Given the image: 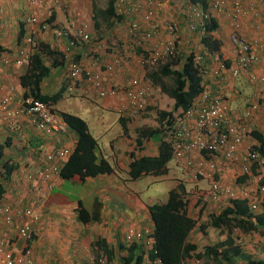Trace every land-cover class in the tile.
<instances>
[{"label":"crops","instance_id":"0c3cea01","mask_svg":"<svg viewBox=\"0 0 264 264\" xmlns=\"http://www.w3.org/2000/svg\"><path fill=\"white\" fill-rule=\"evenodd\" d=\"M60 2L66 10L61 11V8L57 9L47 4L41 9L42 16L49 13L58 24L69 27L72 31L81 22H88L89 18L92 19V0H60ZM96 5H98L97 0ZM171 9L180 21V37L189 40L188 43L182 45L184 54L190 51H193L194 55L204 54V52L198 53L205 49V45L200 41V35L189 29L187 20L184 19V13H181L182 10L177 12L173 4ZM34 12L36 9L31 8L24 0H0V98L9 97L8 103L0 110V150L3 154L0 159V183L4 188V193L0 197V237L7 242V246L13 255L28 250L33 257L34 264H88L89 259L100 253L110 259L112 264H125L123 258L127 255V249L123 243L124 233L128 228H152L153 222L149 213V206L155 203V199H151L149 196L144 198L140 189H133L127 184L146 176L141 175L137 179H131L128 173L129 163L133 158L156 155L158 138H146L142 141L141 146L137 147L136 129L145 125V120L141 118L140 122L139 120L131 122L120 115L116 107L120 102L124 103L123 99L99 97L94 89L86 92L84 79L74 82L68 78V61L63 60L56 67H51L49 74L40 81V93L52 95L64 87V92L66 89L74 90L76 95L86 96L92 102L99 101L100 108L95 107V109H98L100 113L111 112L116 114V122L113 124L119 123L121 131L107 145L105 142H100L101 135H95L91 131L88 121L85 120L90 133L97 141L95 148L97 158L106 159L114 170L111 173H100L95 176H87L84 179H80L79 176L65 179L60 176L59 172V174H54L48 183L44 184L27 179L28 174H32L42 167L45 163V155L52 150L67 148L71 154L78 138L77 132L66 123L61 131L46 133L38 130L31 122L30 115L22 109L24 107L23 100L26 98L25 94L29 89L23 86L21 76L27 71L28 65L26 63L16 64L15 60L19 57L18 47L22 45L23 40L22 37L19 38L21 22L25 35L28 30L25 17ZM258 12L259 19L264 18V9H258ZM161 15V18L165 19L168 16V11H163ZM213 20L216 22L217 28L211 33L214 38L220 41V48L216 51L220 54L218 59H224L229 68L226 80H221L214 73L218 67V62L214 60L216 54L204 55L203 63L207 66L208 73L202 76L203 90H208L214 94L233 92L228 100L229 106L234 107L232 112L241 111L253 100L263 102L261 104L263 106L258 111L256 110L255 115L249 120V125L250 128L257 129L264 136V83L262 84L258 79L252 80L250 78V75H255L258 78L264 76V59L261 58L254 64L250 69L251 74L248 71H240L237 76H231L229 69L234 65L236 56V49L228 41V36L233 30L232 23L228 17L223 15H214L209 23ZM110 25L113 29L114 21H110ZM250 32L252 30L249 29V25L241 31L245 34H251ZM119 36L126 41L127 38L124 33L120 32ZM34 37L36 41L46 42L50 48L61 52L68 45L67 40L58 38L53 30L43 32L39 29ZM159 37L157 40H164L166 35L162 34ZM100 55L105 58L104 51H100ZM206 56L208 58H205ZM3 57H8L9 63H4ZM77 57L80 55L78 54ZM44 60L47 65H50L51 59L44 56ZM83 63L89 64L90 62L85 58ZM128 67L126 72L125 68L119 70L117 81L121 80L120 76L124 72L133 78L142 74L139 65L133 63ZM94 70H98L97 67ZM102 75L105 74L102 73ZM27 97L32 96L28 95ZM13 111H17L18 130L8 127L10 121L8 113ZM148 112L145 114L146 116L149 115ZM103 118L100 117V122ZM110 127L111 125L106 129ZM103 134H105V129ZM69 156L64 160L56 161L60 169ZM3 160H10L15 165L8 179H3L5 177L2 174L4 170ZM180 167L183 178L178 176L176 177L178 180L184 179V177L192 178L187 169ZM168 172L156 177L164 178L163 176H166ZM235 172H237V168L231 166L230 170L224 173V176H227V180H229V186L232 185L229 177ZM242 180L241 178L238 179V181ZM224 182L226 181L224 180ZM73 188H75L74 195ZM197 188H207V186ZM71 195L74 196L73 199L69 198ZM209 199L206 208L203 210L204 214L208 208L211 211V208L214 209L225 201V198L222 202H209ZM95 200L100 203L98 220L81 221L77 209L81 206L91 212ZM195 204V199L190 200L188 204V212L194 217L196 216L193 212H197L202 206L201 202H198L199 205ZM5 205L12 209L24 207L33 209L37 215V220L31 224L32 235L29 239H23L19 236L20 224L16 218L10 224L4 222L2 210ZM204 214L201 215L199 221L204 219ZM198 230V227L193 230L191 239L201 248L208 242L203 238L208 233L203 234ZM256 232L253 231V236L257 234ZM96 241H104V245H94L93 243ZM105 244L110 251V256L109 253L105 252ZM262 252L260 258H264V249Z\"/></svg>","mask_w":264,"mask_h":264},{"label":"built area","instance_id":"2783aa9c","mask_svg":"<svg viewBox=\"0 0 264 264\" xmlns=\"http://www.w3.org/2000/svg\"><path fill=\"white\" fill-rule=\"evenodd\" d=\"M24 1L38 9L47 3L60 5V0ZM172 4L177 12L182 10L189 29L200 35V41L207 34L206 25L214 15H223L230 19L233 30L228 36V41L236 49L235 63L229 69L231 76H237L240 71H248L251 74L250 69L254 64L261 58L264 59V18L259 19L258 12V9H264V0H207L206 5L190 0H114V14L122 17L114 23L111 34H115L116 38L111 44L105 37L94 39L91 30L93 25L88 22H82L74 33L49 23H44L41 30H53L58 38H67L68 45L63 48L62 53L63 60L68 61V78L71 81L84 79L86 92L94 89L99 97L123 99L124 103H119L117 111L129 121L135 122L146 114L149 106L154 105L158 96L157 89L145 74L170 59L187 55L184 54L182 45L189 40L180 37V21L176 13H172ZM165 10L168 11V16L162 19L161 14ZM36 21L38 22V18L34 14L27 17L30 24ZM247 25L252 30L251 34L241 33ZM35 31L36 28L31 27L24 36L22 45L18 47L19 57L15 60L17 64L28 62L29 49L35 45L31 36ZM120 32L126 35V41L120 38ZM162 34L166 35L165 39L157 40ZM204 48L198 52L204 54L193 56V64L199 68L202 75L208 73L203 57L209 55V52ZM100 51H104L105 58L101 57ZM78 54L80 57H77ZM85 58L89 64L83 63ZM214 60L218 62L214 73L221 80H226L229 67L224 59L215 57ZM3 61L7 62L6 59ZM133 63L141 69L145 68L136 78L125 74L128 66ZM95 67L98 70H94ZM124 68L121 80L117 81L119 70ZM250 78L264 83V76L258 78L250 75ZM232 95L233 92L214 94L202 90L187 110L179 109L174 112L172 130L164 135L166 131L162 129V134L164 133V140L172 146L174 163L188 169L193 179L208 182L211 200L219 201L227 196L247 199V205L254 213L251 221L256 222L254 215L263 210L264 136L263 141H260L252 135L253 129L250 128L249 120L256 110L263 106V102L253 100L242 114H236L231 111L228 103ZM8 101L9 97L0 98V110ZM23 106L22 109L30 115L31 122L38 130L52 133L64 129L65 122L62 117L52 112L45 102L27 97L23 100ZM16 113L17 111L8 113L9 129H19ZM158 126L160 128V124ZM69 154L67 148L52 150L45 155L42 167L28 174L27 179L36 180L41 184L48 183L54 174L60 172L56 161L66 159ZM231 166L237 168L233 175L243 177L237 192L223 184L222 177ZM2 213L6 224L12 223L14 218L19 221L18 234L21 238L31 237V224L37 220V215L31 207L12 209L5 205ZM152 231L149 227L129 228L125 232L124 243L127 246L133 242L143 245L144 264H162L159 257L151 255V252L153 255L156 253L149 239ZM236 232L242 236L238 230ZM254 238L260 248L264 247V236L255 235ZM95 259L99 264H112L102 253L97 258L89 259L88 264H95ZM0 263L34 264V260L28 250L13 255L7 242L0 237ZM186 264L203 263L199 258L191 257Z\"/></svg>","mask_w":264,"mask_h":264},{"label":"trees","instance_id":"16d2710c","mask_svg":"<svg viewBox=\"0 0 264 264\" xmlns=\"http://www.w3.org/2000/svg\"><path fill=\"white\" fill-rule=\"evenodd\" d=\"M190 1L202 5H206L207 2V0ZM92 2V20L96 27H99L100 20L103 18H109V21H114V23L121 19L122 16L114 14V0H106V6L102 9L97 7L96 0H92ZM20 27L19 38L23 36L22 22ZM216 28L217 25L214 20L207 24V34L202 38V42L209 54H216L215 57L220 58V54L216 52L220 48V41L214 38L211 33ZM60 54L59 51L51 49L49 44L38 43L37 48L29 58L27 71L21 76L23 86L29 89L25 97L29 95L45 102L52 112L61 115L65 123L78 134L74 150L60 169L62 178L70 179L79 176L80 179H84L87 176H95L100 173H111L114 169L108 161L104 158L98 159L95 154L97 141L90 133L85 119L69 112L54 111L55 108H52L63 97L65 88L62 87L52 95L40 93V81L49 74L51 67H56L59 64L58 57ZM44 56L52 60L50 65L45 63ZM193 56L194 52L191 51L186 57L170 59L145 74V77L157 89V94L160 96L165 94L172 98L173 104L170 109L157 108L156 121L158 125L160 124V128L158 125L155 127L143 125L136 129L137 147H140L146 138H158V152L152 156L144 155L140 158H133L129 163L128 171L131 179H137L141 175H164L168 172L167 164L173 159V149L171 144L164 140V135L172 130L174 112L179 108L187 110L204 87L202 84L203 75L199 68L194 66ZM148 109H151V106ZM162 129L166 131L165 134L163 133L164 135ZM252 135L257 140L263 141V135L258 130L253 129ZM208 155L207 153L206 156ZM2 156L0 150V159ZM3 161L4 170L2 174L5 175L3 179H8L15 165L10 160ZM190 179L192 184L189 188L187 185L185 186V179H180V182L168 191L165 202L153 203L149 206V213L153 222V231L149 235V239L156 251L153 257H159L162 264H186L191 255L203 259L204 264H264V258H260L263 254L262 249L255 243L253 236V231L264 234V195L262 199L263 210L254 215L256 222L251 221L254 213L247 205L248 200L236 198L230 199L228 204L225 202L219 212L211 213L207 209V214H204L203 210L206 208L207 202L198 209L199 216L197 214L194 217L188 212L189 201L195 199V205H199L198 202L200 203L204 199L203 196L209 191L206 190L208 189V182L207 188H197L200 180L191 177ZM3 193L4 188L0 183V197ZM99 204L95 200L91 212L80 206L77 209L79 219L83 222L98 220ZM202 214L205 217L199 221ZM197 227L203 234H207L209 228H214L224 236L221 235L222 238L216 242H207L199 248L191 239L193 230ZM236 230L245 236H240ZM238 238L242 240L237 241ZM93 244L103 246L104 241H96ZM105 252L109 253L110 256L106 244ZM123 260L125 264H141L143 248L133 244L127 248V255Z\"/></svg>","mask_w":264,"mask_h":264},{"label":"rangeland","instance_id":"374dc122","mask_svg":"<svg viewBox=\"0 0 264 264\" xmlns=\"http://www.w3.org/2000/svg\"><path fill=\"white\" fill-rule=\"evenodd\" d=\"M97 7L102 9L106 6L105 0H97ZM88 23L93 25L92 34L94 39H104V37L107 39L108 43L111 44L115 40V34H111L112 26L110 25L109 18L108 19H101L99 27H96L92 21V19H88ZM95 26V27H94ZM110 32V33H109ZM196 50V49H194ZM145 70V68L142 69V72ZM172 98H169L167 95H159L155 99L154 105L151 106V109H149V115H145L143 119L145 120V125H152L157 126L156 121V111L157 108L159 109H170L172 108ZM95 107H99V101H90L88 97L86 96H80L76 95V91L74 90H68L66 89V92L63 93V97L54 105V108L58 111H65L69 112L75 115H78L80 117H83L85 120L88 121L89 127L95 135H101L100 142H105L107 145L109 141L116 138L119 134V131H121L119 123L113 124L116 122V114L115 113H100L98 109H95ZM100 108V107H99ZM231 110H234V107H230ZM100 117H104L102 121L100 122ZM141 120H139L140 122ZM109 125H111L110 128L106 129ZM139 128V127H138ZM105 129V134L104 133ZM103 134V135H102ZM168 168L169 172L166 176H163L164 178H158L156 176L146 175L142 177L140 180H137L135 182L130 181L127 183L131 188L136 190H141V195L144 198H148V196L151 199H155V203H163L167 200L168 191L175 187L178 182V178H183V172L180 166L176 165L173 160L168 162ZM176 178V179H175ZM186 177H184L185 179ZM223 180L225 179V183H228L229 180H227V176L222 177ZM229 178L231 182H233V175H231ZM185 186L187 185V188H189L192 184L190 177H187L185 179ZM71 184V183H68ZM199 186H207L206 180H200L198 181ZM75 193V188H73V195ZM74 196H69L70 199H73ZM193 212V210H192ZM194 215H197L198 212H193ZM207 214V212H206ZM199 216V214H198ZM199 231V230H198ZM207 236H202L204 240H208V242H216L219 238H222L221 235L224 236L220 231L215 230L214 228H209ZM242 236H245L243 233H241Z\"/></svg>","mask_w":264,"mask_h":264},{"label":"clouds","instance_id":"9594fccd","mask_svg":"<svg viewBox=\"0 0 264 264\" xmlns=\"http://www.w3.org/2000/svg\"><path fill=\"white\" fill-rule=\"evenodd\" d=\"M47 4H50V3H47ZM47 4L45 5V6H47ZM51 6H54V7H56L57 9H60L61 8V11L62 10H66L64 7H62V5H61V2H60V5H52V4H50ZM30 6V5H29ZM31 8H34V9H36V12H34V13H30L29 15H27L26 17H25V23L28 25V30H27V33L29 32V30H30V28L32 27V28H36V31H35V33L34 34H32L31 36L33 37V40L35 41V45H33V46H31L30 47V49H29V52H30V56L32 55V53L34 52V50L37 48V46H38V43L39 42H43V41H36L35 40V34L38 32V30L40 29V31H42L41 30V26L44 24V23H49V24H51V25H56L57 27H60L61 25L60 24H58L55 20H54V17H52V16H50V14L49 13H47L45 16H42V10L41 9H43V8H41V9H38V8H36V7H32V6H30ZM31 14H34V15H36L37 16V18H38V22L36 21V22H34V24H30V23H28L27 22V17L28 16H30ZM93 21V20H92ZM110 22V21H109ZM82 23V22H81ZM80 23V24H81ZM79 24V25H80ZM58 25H60V26H58ZM78 25V26H79ZM95 27V26H94ZM61 28H66V29H68L70 32H73L74 33V31L76 30V28L74 29V31H72L69 27H64V26H61ZM43 32H45V31H43ZM27 33L25 34V35H27ZM24 34H23V36H22V39L24 38V36H25ZM21 39V40H22ZM66 40H67V38H65ZM67 42H68V40H67ZM44 43H46V42H44ZM47 44V43H46ZM52 49V48H51ZM55 50V49H54ZM57 51H59V50H57ZM61 54L59 55V57H58V63L60 64V63H62L63 62V57H64V54L61 52V51H59ZM191 52V51H190ZM190 52H187V55L190 53ZM187 55H185L184 57H186ZM30 58V57H29ZM181 58V57H180ZM183 58V57H182ZM3 59H6L7 60V62H4L3 61ZM175 59H178V58H175ZM2 61L4 62V63H9V58L8 57H3L2 58ZM28 62H29V59H28ZM28 62L26 63L27 65H28ZM51 62H52V60H51ZM17 64V63H16ZM158 92V91H157ZM159 96V95H158ZM27 98V97H26ZM250 106V104L248 105V106H246L245 108H244V110L247 108V107H249ZM50 109V108H49ZM179 109H181V108H179ZM178 109V110H179ZM147 110H149V109H147ZM183 110V109H182ZM244 110H242V111H239V112H236V114L238 113V114H242L243 112H244ZM177 111V110H176ZM147 113V112H146ZM255 115V114H254ZM61 116V115H60ZM141 118H143V117H141ZM141 118H139V120L141 119ZM63 119V118H62ZM252 119V118H251ZM65 122V121H64ZM157 125H158V123H157ZM257 130V129H256ZM186 169V168H185ZM188 170V169H187ZM189 171V170H188ZM233 175V174H232ZM239 178H243V177H237L236 175H233V182H232V185L231 186H229V184L228 183H225L224 182V180H223V184H225L226 185V187H229L230 189H232L233 191H235V192H237L238 191V188H239V183H241V181H238V179ZM231 179V178H230ZM206 190H208V189H206ZM202 193V192H201ZM203 200L201 201V203H202V206H203V204H206L207 202H208V199H209V192H208V194H206V195H204L203 196ZM225 198V201L223 202V203H221L218 207H215L214 209L213 208H211V213H213V212H219L220 211V209H221V207L223 206V204L226 202V204H228L229 203V200L230 199H234L235 197H224ZM224 198H222L221 200H219L218 202H222L223 200H224ZM236 199H243V198H236ZM209 202H217V201H215V200H211V199H209ZM209 209V208H208ZM217 209V210H216ZM129 229V228H128ZM137 229V228H136ZM127 231V230H126ZM125 231V232H126ZM257 234H255V235H260V236H264V234H262V233H260V232H256ZM124 235H125V233H124ZM254 235V236H255ZM123 243H124V236H123ZM133 244H136V245H138V246H140V247H142L143 248V245L141 244V243H139V242H133V243H131L130 245H126L125 243H124V246H125V248L127 249L128 247H130V246H132ZM262 247V246H261ZM261 249H264V247H262ZM155 250V249H154ZM98 255L99 254H95L94 255V257L93 258H97L98 257ZM151 255L153 256V253L151 252ZM191 257H196V258H198L197 256H195V255H191L190 256V258ZM201 261H202V263H203V259H201V258H199ZM109 261H110V259H108ZM144 260H145V257H144V251H143V260H142V262H141V264H144ZM94 263L95 264H99L98 263V261L95 259L94 260ZM204 264V263H203Z\"/></svg>","mask_w":264,"mask_h":264}]
</instances>
